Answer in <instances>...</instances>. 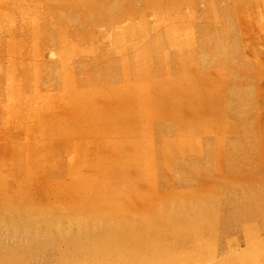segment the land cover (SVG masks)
Masks as SVG:
<instances>
[{"label": "rangeland", "instance_id": "374dc122", "mask_svg": "<svg viewBox=\"0 0 264 264\" xmlns=\"http://www.w3.org/2000/svg\"><path fill=\"white\" fill-rule=\"evenodd\" d=\"M259 140L264 0H0V264H264Z\"/></svg>", "mask_w": 264, "mask_h": 264}, {"label": "bare ground", "instance_id": "6f19581e", "mask_svg": "<svg viewBox=\"0 0 264 264\" xmlns=\"http://www.w3.org/2000/svg\"><path fill=\"white\" fill-rule=\"evenodd\" d=\"M140 92V91H139ZM196 106H197V108H200L201 106L199 105V103L197 102L196 103ZM220 105H212L211 107H210V109H208L207 108V110L206 111H208L209 113H211L212 115H214V116H216V115H218V114H221L222 112H221V110H220V107H219ZM198 119V118H197ZM202 119V118H201ZM177 139H172L171 140V142H172V147L171 146H169L170 145V143L167 141V142H164V153H166V154H168V153H170L169 155H167V159H169L170 160V163L172 162L173 163V158H175L176 156H178L182 151H183V147H184V145L185 144H183L181 141L180 142H178V140L176 141ZM258 140V139H257ZM262 140H259L258 142H256V141H253L250 145H251V147L252 148H256V151L260 148V147H262V145H263V147H264V143L263 142H261ZM262 143V144H261ZM195 145H197V143H195ZM250 145H249V147H250ZM245 146V145H244ZM197 147L199 148V146L197 145ZM246 147V146H245ZM181 149V150H180ZM243 149H245L244 147H243ZM180 150V152L178 153V151ZM232 152L231 153H236L235 152V150H231ZM217 156L216 155H214L213 154V152L212 153H210L209 154V159L211 160L212 159V161H213V165H215L216 164V161H217V158H216ZM223 157V156H222ZM224 158H222V160L220 161V164L222 163H224ZM218 162H219V160H218ZM201 166H202V163H201ZM187 168H191V169H189V170H187L188 172H194L195 170L197 171L198 170V168H200V167H198L197 166V163L196 162H190L188 165H187ZM203 169V168H202ZM215 169V168H214ZM115 175V174H114ZM12 226V225H11ZM50 230V229H49Z\"/></svg>", "mask_w": 264, "mask_h": 264}]
</instances>
